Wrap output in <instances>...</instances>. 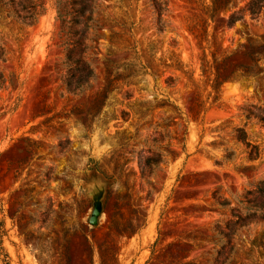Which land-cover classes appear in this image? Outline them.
<instances>
[{"label": "rangeland", "instance_id": "374dc122", "mask_svg": "<svg viewBox=\"0 0 264 264\" xmlns=\"http://www.w3.org/2000/svg\"><path fill=\"white\" fill-rule=\"evenodd\" d=\"M45 2L27 26L0 0V264H264V225L225 235L230 208L244 210L264 180V129L242 111L264 107V71L229 68L217 88L203 74L213 53L232 54L233 66H251L252 54L264 69V0L217 15L206 55L192 30L211 0H100L94 76L80 94L62 82L65 33L56 0ZM155 2L166 4L162 32ZM252 3L256 15L228 25ZM238 128L260 145L258 161Z\"/></svg>", "mask_w": 264, "mask_h": 264}, {"label": "trees", "instance_id": "16d2710c", "mask_svg": "<svg viewBox=\"0 0 264 264\" xmlns=\"http://www.w3.org/2000/svg\"><path fill=\"white\" fill-rule=\"evenodd\" d=\"M235 0H211V4L204 9L203 16L193 27V33L200 41L206 55L207 49L210 50L209 23L213 22L215 17L222 12L227 11ZM100 0H56L58 19L61 23L62 31L65 33L64 42V66L66 74L63 75L62 82L67 91L71 94L82 93L83 88H87L94 76L92 64L88 60L90 52L98 50V30L100 26L101 14L99 13ZM9 7V16L27 26H34L47 12L45 0H7ZM256 3L238 13H233L228 19V25L234 26L238 21L244 19L247 12L256 15ZM157 14V25L160 32L164 30L163 15L166 12V4L154 3ZM202 22V24H200ZM264 53V47H262ZM212 61L204 59L203 74L209 77L215 76L216 88L231 79L225 76L229 68L234 67L242 69L247 78H258L264 71L260 62L261 58H255L249 54L248 58L252 62L251 66L235 65L233 66V55L224 53L221 56L212 54ZM247 57V54H246ZM6 51L0 46V60H5ZM128 60V59H127ZM126 60V61H127ZM235 71L232 70L231 74ZM134 74H130L132 77ZM134 77V76H133ZM220 79L222 82H220ZM169 82H171L169 80ZM168 82V83H169ZM4 78L0 75V85H3ZM247 118V125L251 120H257L258 124L264 129V107H247L242 109ZM234 138L244 146L247 160L251 163L261 158L262 151L259 144L250 140L248 132L244 128L234 130ZM235 157V152L225 149L223 162H229ZM217 165H222L220 161ZM246 169H251L248 167ZM214 199L223 208H230L231 203L215 195ZM245 204L244 210L230 208L231 221L226 224L229 233L225 234L229 241L234 238L236 233L251 225H264V180L256 184L252 189L247 190L243 195ZM223 233L221 230H217Z\"/></svg>", "mask_w": 264, "mask_h": 264}, {"label": "water", "instance_id": "95a60500", "mask_svg": "<svg viewBox=\"0 0 264 264\" xmlns=\"http://www.w3.org/2000/svg\"><path fill=\"white\" fill-rule=\"evenodd\" d=\"M107 193V184L96 186L95 192L91 195L93 199V209L89 218V223L92 226H97L99 219L103 214L104 200Z\"/></svg>", "mask_w": 264, "mask_h": 264}]
</instances>
